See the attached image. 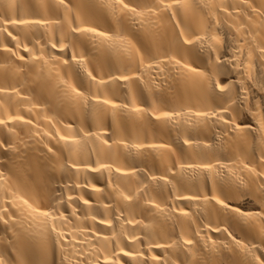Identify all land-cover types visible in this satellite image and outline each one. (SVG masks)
Returning a JSON list of instances; mask_svg holds the SVG:
<instances>
[{"label": "bare ground", "instance_id": "bare-ground-1", "mask_svg": "<svg viewBox=\"0 0 264 264\" xmlns=\"http://www.w3.org/2000/svg\"><path fill=\"white\" fill-rule=\"evenodd\" d=\"M0 120V264L264 260V0H0Z\"/></svg>", "mask_w": 264, "mask_h": 264}, {"label": "snow or ice", "instance_id": "snow-or-ice-1", "mask_svg": "<svg viewBox=\"0 0 264 264\" xmlns=\"http://www.w3.org/2000/svg\"><path fill=\"white\" fill-rule=\"evenodd\" d=\"M61 2H63V0H61ZM161 3H163V0H161ZM124 7L125 8H127L128 7V5L127 4H125L124 5ZM165 7H170V5H165ZM134 10V9H133ZM13 23H15L14 21H13ZM53 47H55V45H53ZM221 91L223 92L224 91V89L223 88H221ZM104 103H108V101H104ZM2 123H4L2 120H0V124H2ZM217 203H223L222 201H219V200H217ZM262 203H264V202H262ZM224 207H228V205L227 204H224L223 205ZM234 211H239V209H234ZM260 213H264V207H261L260 208ZM43 215L46 217V216H48L49 215V213H47V212H44L43 213ZM186 243H191V241H186ZM125 255H127V253H125ZM259 264H264V260H261L260 262H259Z\"/></svg>", "mask_w": 264, "mask_h": 264}]
</instances>
